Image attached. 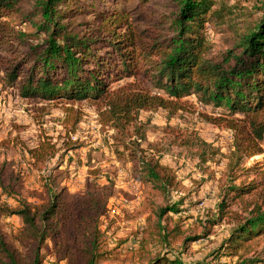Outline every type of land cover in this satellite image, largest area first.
I'll return each mask as SVG.
<instances>
[{"label": "trees", "instance_id": "obj_1", "mask_svg": "<svg viewBox=\"0 0 264 264\" xmlns=\"http://www.w3.org/2000/svg\"><path fill=\"white\" fill-rule=\"evenodd\" d=\"M26 1L0 0V48L9 56L0 55V73L10 84L20 80L24 98L102 103L103 122L130 140L124 150L136 167V178L152 190L168 197L179 183L171 169L142 148L147 138L138 122L141 111L176 112L182 109L178 105L182 99L196 95L207 106L240 116L215 122L235 131L237 161L264 152V20L237 49L212 57L206 25L226 16L224 10L214 9L216 0H178L174 18L163 15L155 27L141 23L143 18L129 8L132 0H30L34 13L23 19L31 24L30 32L13 28ZM85 13L94 19L83 23L87 31L75 33L72 22ZM124 81L118 89L111 88ZM153 147L149 144V150ZM58 153L48 140L28 151L35 165ZM245 171L260 178L232 184L222 195L218 220L235 204H243L248 215L238 219L211 262L183 259L189 244L201 238L185 236L178 223L173 228L163 224L169 214L181 212L176 203L157 207V221L150 225L160 244L181 241L182 250L178 255L160 252L149 264H214L222 254L236 258L223 264L261 262L247 255L250 242L264 233V171L261 165ZM108 200V195L97 193L68 200L50 190L48 200L39 205L26 199L17 200L13 208L0 204V215L18 216L23 224L18 233L0 231V264H42L49 243V254L58 262L99 264ZM209 235L208 229L205 237Z\"/></svg>", "mask_w": 264, "mask_h": 264}, {"label": "rangeland", "instance_id": "obj_2", "mask_svg": "<svg viewBox=\"0 0 264 264\" xmlns=\"http://www.w3.org/2000/svg\"><path fill=\"white\" fill-rule=\"evenodd\" d=\"M216 3L214 9L224 10L226 16L206 25L205 38L212 45V57L236 46L237 49L242 38L264 20V0H216ZM34 7L33 1L24 2L20 6L21 17L13 28L32 31L31 24L23 19L34 13ZM129 8L143 18L141 23L151 27L159 24L161 16L174 18L179 12L178 0H132ZM93 19L86 13L74 18L75 33L87 31L83 23ZM170 25L169 22L165 30ZM0 55L9 59L5 48H0ZM5 77L1 72L0 204L13 208L17 200L26 199L39 205L48 200L50 190L63 193L68 200L88 193L108 195L102 225L104 256L99 264H149L160 252L173 251L178 255L181 241L160 244L152 233L151 220L157 221L154 211L159 206L177 203L181 212L169 214L163 224L169 223L173 228L178 223L185 236L201 238L190 243L182 255L192 262H211L213 253L221 249L230 231L238 225V219L247 217L243 204H235L226 209L227 216L222 221L218 220L225 191L232 184L244 185L260 178L245 170L261 165L264 171V152L237 161L235 131L225 123H215L240 118L239 115L231 116L224 109L207 106L196 95L182 99L178 103L182 109L176 112L158 109L139 113L138 122L145 127L147 138L141 143L142 148L153 152L163 166L171 169L179 183L165 197L136 178V167L124 150L130 140L123 139L110 124L103 122L102 103L24 98L20 80L10 84ZM125 83H115L111 88L116 90ZM129 131L132 134L133 129ZM47 140L56 145L59 153L48 162L35 165L28 151ZM149 144L154 146L152 150ZM214 220L218 221L212 225ZM22 225L18 216L0 215L2 233H18ZM208 229L210 235L206 238ZM48 248L43 250L42 264H66L58 262ZM247 257L264 264V233L250 242ZM232 261L236 258L222 254L214 264Z\"/></svg>", "mask_w": 264, "mask_h": 264}]
</instances>
